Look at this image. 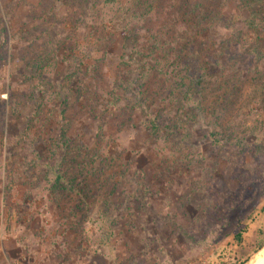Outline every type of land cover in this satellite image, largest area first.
<instances>
[{
  "label": "rangeland",
  "instance_id": "obj_1",
  "mask_svg": "<svg viewBox=\"0 0 264 264\" xmlns=\"http://www.w3.org/2000/svg\"><path fill=\"white\" fill-rule=\"evenodd\" d=\"M52 57L45 94L29 64ZM199 79L205 95L186 101ZM62 134L81 146L74 164ZM48 166L81 187L54 193ZM258 230L264 0L241 13L237 0H0V264H234Z\"/></svg>",
  "mask_w": 264,
  "mask_h": 264
},
{
  "label": "trees",
  "instance_id": "obj_2",
  "mask_svg": "<svg viewBox=\"0 0 264 264\" xmlns=\"http://www.w3.org/2000/svg\"><path fill=\"white\" fill-rule=\"evenodd\" d=\"M108 1L113 4H117V5H123L126 2V0H108ZM147 1L148 0H135V3L137 4V9L141 10L142 7L145 4H147ZM262 2L263 0H237L238 11L240 13L244 11H248L252 7L259 5ZM195 3H196V6H198V0H195ZM148 11H149V8L144 13V15ZM232 25L229 27L230 29L232 28ZM247 28L249 31H252L253 33H255L257 32L259 27H257V24L253 19H249L247 20V23H246V29ZM240 37H241L240 31H233L231 33V41L239 44L240 47L243 48L246 45V41L240 40ZM55 62H56L55 59L52 57L51 59L50 58L39 59L29 64V69L31 71L36 72V78H37L38 84L41 86L45 94L49 92V90L52 88V85L46 79H44L43 71L48 66L51 67L55 65ZM68 82H69V78H66V83ZM121 84L122 83L115 84V88L120 89ZM206 90L207 89L204 85V80H200V79L193 80L191 84L186 88L185 92L183 93V96L185 100L189 102L194 101V98L198 97L197 102H199L201 98H203V96L205 95ZM64 113L65 111L62 110V114ZM160 126L161 124H160V121H158V117L149 119L150 133H151V136L154 137L155 139L160 138L159 137L160 132H161ZM163 128L164 130H166L167 134L174 133L170 129L171 128L170 123L167 125H164ZM218 136H220V134L217 135L214 133H209L210 143H212L213 145H218L220 147L229 146L228 139L226 137L223 136L222 139H218L219 138ZM58 148H59V151L63 153L64 157L66 156L71 157V161L73 164L76 163V161L78 160V158L81 156V153H82L81 146L78 145L76 141H71L68 137L65 136V134L61 135L60 146ZM88 157H89V154L85 153L82 161L84 162L87 161ZM38 160L40 161L39 164L44 165V166L48 165L47 162H45L44 160L42 159H38ZM48 167H49L48 170L51 171L52 175H54L53 176L54 180L51 185L52 191L54 193H58V192L73 193L76 191L77 187L79 188L81 187V185H79V183L75 179L76 177L72 179L71 181H68L66 180L62 172L58 170L55 171V169L50 168V166ZM82 172L83 171H81V176L83 177L82 179L85 180L84 178H86V175H82ZM247 229H248L247 224H242V221L238 222L237 227L234 231V235H233V241L236 243V245L241 246L244 234L247 232ZM263 249H264V232L261 230H258L255 245L252 247V249L248 252V254L244 257L242 261H239L238 263H234V264H246L252 256L261 252Z\"/></svg>",
  "mask_w": 264,
  "mask_h": 264
}]
</instances>
